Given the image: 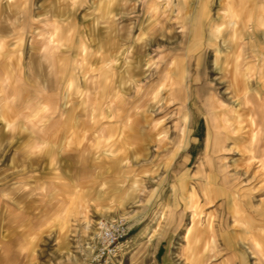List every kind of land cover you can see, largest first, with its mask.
<instances>
[{
    "label": "crops",
    "instance_id": "crops-1",
    "mask_svg": "<svg viewBox=\"0 0 264 264\" xmlns=\"http://www.w3.org/2000/svg\"><path fill=\"white\" fill-rule=\"evenodd\" d=\"M119 218L109 264H264V0H0V264Z\"/></svg>",
    "mask_w": 264,
    "mask_h": 264
},
{
    "label": "built area",
    "instance_id": "built-area-1",
    "mask_svg": "<svg viewBox=\"0 0 264 264\" xmlns=\"http://www.w3.org/2000/svg\"><path fill=\"white\" fill-rule=\"evenodd\" d=\"M128 232V225L122 218L97 220L87 245L88 264H109L114 261L121 251L120 244L127 239Z\"/></svg>",
    "mask_w": 264,
    "mask_h": 264
},
{
    "label": "rangeland",
    "instance_id": "rangeland-1",
    "mask_svg": "<svg viewBox=\"0 0 264 264\" xmlns=\"http://www.w3.org/2000/svg\"><path fill=\"white\" fill-rule=\"evenodd\" d=\"M126 221V224L128 223L127 220L125 219ZM96 223V222H95ZM94 223V225H95ZM194 228L192 230L189 231V228L192 226H190L189 228H187V231H186V234L189 236L190 233H192L194 230H195V221L192 223ZM92 236V235H91ZM187 236V242L189 241V237ZM91 239V238H90ZM90 240H88L87 242H82L80 243V245L78 246L77 248V251L74 252V255L76 256L75 258L77 259L78 263L80 264H88V257H87V245H88V242ZM131 248H129L130 250ZM195 244H186V246L184 247V257H185V260L187 261V263L191 260L193 261V263L195 262V260L198 258L201 260V253H198L196 252L195 250ZM132 254V251H129L127 253V255H129V257L133 256L134 255H131ZM190 259V260H189Z\"/></svg>",
    "mask_w": 264,
    "mask_h": 264
}]
</instances>
